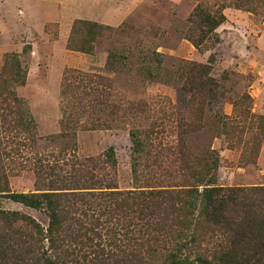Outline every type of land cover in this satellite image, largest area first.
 I'll list each match as a JSON object with an SVG mask.
<instances>
[{"label": "rangeland", "instance_id": "obj_1", "mask_svg": "<svg viewBox=\"0 0 264 264\" xmlns=\"http://www.w3.org/2000/svg\"><path fill=\"white\" fill-rule=\"evenodd\" d=\"M199 10L225 21L208 30ZM75 27L90 53L69 47ZM11 55L19 76L4 70ZM191 64L208 65L214 85L191 78ZM194 174L264 187V0H0V211L17 215H0L7 264L8 248L28 264L44 253L161 264L170 246L139 224L140 193ZM210 237L196 250L206 258L222 241Z\"/></svg>", "mask_w": 264, "mask_h": 264}, {"label": "trees", "instance_id": "obj_2", "mask_svg": "<svg viewBox=\"0 0 264 264\" xmlns=\"http://www.w3.org/2000/svg\"><path fill=\"white\" fill-rule=\"evenodd\" d=\"M197 15L199 23H203L208 30H215L225 21L223 15H211L203 10L197 11ZM93 28L99 29L95 24ZM79 35L80 30L75 27L69 47L90 53L91 48L85 46V41H78ZM192 42L196 46L203 44L201 39H193ZM191 65L187 68L188 73L191 78L199 80L201 87L214 85L207 76L208 65ZM6 69H12L14 74L21 71L14 55L6 58ZM190 84L193 85V82ZM11 94L15 104L22 102L15 94ZM26 113L23 127L29 131L34 122L29 111ZM134 145L138 151L143 142L137 139ZM192 177L194 180L188 185L163 187L159 190L151 186L148 191L140 193L139 224L142 223V227L146 228L144 232L149 238L170 246L161 264H264V187L224 186L215 183L202 185L195 174ZM9 198L34 208L39 207L38 201L24 194H12ZM0 215L7 219L17 218L13 212L0 211ZM51 221V225L58 223L56 215L51 217ZM139 224L132 225L134 231L141 232V228H137ZM91 232L99 236L95 230ZM208 234L211 237H222L210 258L196 253L200 249L198 242ZM112 237L115 239V235ZM96 246L100 256L110 255L102 245ZM8 250L10 259L14 260L12 264H28L27 252L14 248ZM0 256V264H7L8 256L4 251H0ZM31 260L33 264H61L58 257L52 258L45 253L36 254Z\"/></svg>", "mask_w": 264, "mask_h": 264}]
</instances>
